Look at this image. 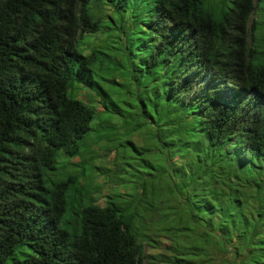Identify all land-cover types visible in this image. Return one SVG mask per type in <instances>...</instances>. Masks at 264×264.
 Masks as SVG:
<instances>
[{"label": "trees", "instance_id": "16d2710c", "mask_svg": "<svg viewBox=\"0 0 264 264\" xmlns=\"http://www.w3.org/2000/svg\"><path fill=\"white\" fill-rule=\"evenodd\" d=\"M103 6L111 14L100 15ZM262 8L0 0V264H264V21L251 18ZM101 28L130 69L103 68L112 57L102 46L79 51ZM79 88L102 110L78 99ZM95 113L109 125L92 141L119 119L118 147L139 157L151 146H136L127 124L152 128L165 166L155 184L140 185L148 201L139 212L133 198L96 202L86 176ZM162 180L176 203L154 224ZM159 237L168 254L145 253Z\"/></svg>", "mask_w": 264, "mask_h": 264}, {"label": "rangeland", "instance_id": "374dc122", "mask_svg": "<svg viewBox=\"0 0 264 264\" xmlns=\"http://www.w3.org/2000/svg\"><path fill=\"white\" fill-rule=\"evenodd\" d=\"M261 5L263 6V8L260 11L258 10L256 14H252L251 18H256V20L258 21H264V0H261ZM108 13L111 14L110 10L106 6H103L99 11V14L102 16H106ZM94 34L87 35L82 40V44L79 45V51L82 54H87L88 52L92 51V49H94L97 45L102 46V50H104L105 52H109V55L112 57V61H107V59L102 61L103 68L108 67L110 69H114V65L119 63L123 65V67L120 68V71L130 69L125 59L119 53H117L116 51L110 52L108 49H106L109 43H113H111V39L109 38V36H105L102 28L97 32L98 35ZM113 45L116 46L115 43ZM116 74V79L119 82H122L121 78ZM106 89L109 93L111 90H113L114 92L118 91L117 89H114L109 85ZM92 94L93 93H91V91L88 89L79 88L77 98L84 102H88L90 100L91 104L95 105V107L97 108L95 109V112L98 109L102 110L99 102L96 101L97 97ZM103 118H105V115H103ZM110 121H112L113 125L115 126L114 131L110 132L107 137L98 142H93V136L97 135L96 130L101 131L103 126L107 127V125L109 124L108 122H101L100 117L97 113H95V116L90 123V131L92 132L90 133L87 142L90 144L91 148V159L89 160L90 167L92 165L94 168L91 167L93 172L89 169H86V176L88 175V180L90 179V182L98 188L96 194V202L98 204H102L107 198L110 200L112 196H116L117 200H121L122 203H125L124 200H130L133 198L132 206H134L136 212H139L144 206L143 202L148 201L147 196L140 193V185L143 182L145 183V185L155 184L156 181L160 179L158 177H160L161 173L157 172V169L165 166L164 157L161 152H158V145L151 137L152 128L150 127V125L145 124L137 126L136 120L130 121L127 124V129H131L128 138L136 146H140L145 143L148 146H151V151H148L145 154L143 153L141 155L142 157H139L137 152L133 151L128 146L118 147V142L123 139V126L121 125V121L119 119L113 118L110 119ZM104 133H108V131H105ZM106 149H109V151H107ZM54 160L56 163L61 162V160H63V156L55 155ZM73 161L77 162V160L75 159ZM177 162L178 161H176L175 163ZM95 168L103 170L104 173L99 174ZM70 169L71 167L69 166V164L64 165V167H61V169L58 168L60 172L57 171L55 173L58 176L59 173L63 174L64 171ZM150 170H153L154 172ZM147 173H149L150 175H147ZM170 189L171 187L168 181L165 182L162 180L160 186H158V188L156 189L158 191L156 193V199L158 202H160V209L156 213L150 214V222L157 224L158 221L156 218L160 215H171L174 213L172 206H174V204L176 203V196L174 195V193L170 192ZM144 223L145 222H140V226L142 227ZM159 241L161 243H159V246L157 245L156 248L146 246L144 248L145 253L156 255L159 253L167 252L166 254H168V251L164 250V244L166 241L165 237H159ZM158 260L159 257L155 259L153 263L164 264L163 262H158ZM145 264L148 263L146 262Z\"/></svg>", "mask_w": 264, "mask_h": 264}]
</instances>
